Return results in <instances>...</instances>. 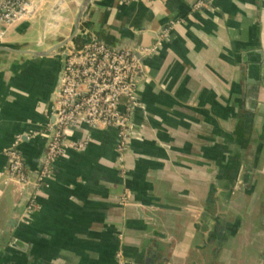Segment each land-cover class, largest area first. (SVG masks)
Instances as JSON below:
<instances>
[{
    "label": "crops",
    "instance_id": "obj_1",
    "mask_svg": "<svg viewBox=\"0 0 264 264\" xmlns=\"http://www.w3.org/2000/svg\"><path fill=\"white\" fill-rule=\"evenodd\" d=\"M196 1L92 0L91 29L109 45L141 50L167 35L141 56L126 149L114 127L71 131L68 142L87 143L51 164L14 227L20 248L3 235L21 196L6 150L38 167L61 61L0 52V264H114L118 251L126 264H264V0ZM79 2L44 15L57 0H41L4 26L5 41L50 46Z\"/></svg>",
    "mask_w": 264,
    "mask_h": 264
},
{
    "label": "built area",
    "instance_id": "obj_2",
    "mask_svg": "<svg viewBox=\"0 0 264 264\" xmlns=\"http://www.w3.org/2000/svg\"><path fill=\"white\" fill-rule=\"evenodd\" d=\"M41 0H0V34L4 26L23 18L33 5ZM207 2L197 0L194 8H204ZM163 30L156 42L142 50L150 55L165 38ZM141 73L139 59L129 50H115L100 41L86 43L83 48L72 51L65 59L61 81L56 93L54 109L55 130L46 146L45 161L37 178L41 185L55 159L63 154L64 148H83L87 140L68 142L71 131L87 127L99 129L114 127L117 131L116 148L120 155L129 144L132 135V114L138 106L136 81ZM52 124H48L51 130ZM9 178L21 188L30 183L23 156L15 146L6 150ZM121 161V157L119 158ZM25 210L37 207L33 200ZM124 198V197H123ZM121 198L120 202L124 201ZM114 264H126L120 251L115 254Z\"/></svg>",
    "mask_w": 264,
    "mask_h": 264
},
{
    "label": "water",
    "instance_id": "obj_3",
    "mask_svg": "<svg viewBox=\"0 0 264 264\" xmlns=\"http://www.w3.org/2000/svg\"><path fill=\"white\" fill-rule=\"evenodd\" d=\"M205 1L208 4H210L209 0H205ZM62 3L63 0H57L55 6H49L48 8H45L44 15L48 13H52L54 8H57L58 10L59 5ZM91 4H92V0H80L77 6V12L73 22L72 31L64 38L58 40L57 42L45 48L21 47L19 45L7 43L5 41V35H6L5 31H2V33L0 34V52H9L23 57H31V58L59 56L61 63L57 77V84L52 95V106L55 104V101L57 100L56 93L61 81L62 70L64 68L66 57L72 51L83 48V46L88 42L100 41L105 45H107L108 47L115 50H129L139 59V62L141 64L142 50H138L137 48L130 49L120 46L118 47V46L109 45L98 33L94 32L91 29V23H92L91 16L93 13ZM42 41L43 38L39 40L37 43L41 44ZM253 84L254 85L252 87L248 88V92L246 96L248 112L251 117L254 116V111L256 109L260 80L254 82ZM55 119H56L55 111L54 109H51L50 122L52 124V128L50 130V137H49L50 139L55 130ZM45 154H46V148L42 154V158H40L39 160L38 167L36 169L28 170L30 183L27 186L21 188V196L19 198V201L16 204V207L7 222V229L3 233V235L10 240V246L12 247L20 248V246L23 245V242L19 240L15 235H13L14 233L13 230L37 189V185H36L37 178L39 176L40 170L43 167L45 161ZM246 166L248 168L247 179L251 180L254 174V166L249 162H247V165H245V167Z\"/></svg>",
    "mask_w": 264,
    "mask_h": 264
}]
</instances>
